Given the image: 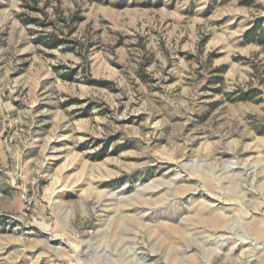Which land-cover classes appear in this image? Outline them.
I'll use <instances>...</instances> for the list:
<instances>
[{
    "label": "rangeland",
    "instance_id": "374dc122",
    "mask_svg": "<svg viewBox=\"0 0 264 264\" xmlns=\"http://www.w3.org/2000/svg\"><path fill=\"white\" fill-rule=\"evenodd\" d=\"M256 23L264 0H0V264H264Z\"/></svg>",
    "mask_w": 264,
    "mask_h": 264
},
{
    "label": "trees",
    "instance_id": "16d2710c",
    "mask_svg": "<svg viewBox=\"0 0 264 264\" xmlns=\"http://www.w3.org/2000/svg\"><path fill=\"white\" fill-rule=\"evenodd\" d=\"M260 24L256 23L243 36L244 43L256 41L258 44H264V29H260ZM259 29V32H257Z\"/></svg>",
    "mask_w": 264,
    "mask_h": 264
}]
</instances>
